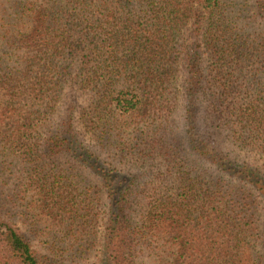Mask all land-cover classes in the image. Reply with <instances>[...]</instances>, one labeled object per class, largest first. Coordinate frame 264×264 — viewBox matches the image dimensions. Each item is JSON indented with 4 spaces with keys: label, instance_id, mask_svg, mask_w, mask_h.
<instances>
[{
    "label": "trees",
    "instance_id": "16d2710c",
    "mask_svg": "<svg viewBox=\"0 0 264 264\" xmlns=\"http://www.w3.org/2000/svg\"><path fill=\"white\" fill-rule=\"evenodd\" d=\"M103 218L98 264H264V0H0V264Z\"/></svg>",
    "mask_w": 264,
    "mask_h": 264
},
{
    "label": "rangeland",
    "instance_id": "374dc122",
    "mask_svg": "<svg viewBox=\"0 0 264 264\" xmlns=\"http://www.w3.org/2000/svg\"><path fill=\"white\" fill-rule=\"evenodd\" d=\"M191 30H193L191 27L188 29V33H190L191 32ZM183 75V74H182ZM179 82H178V85H179V87L181 88V86H182V83H183V77L182 76H180V79L178 80ZM85 140H86V145H88V146H90L91 145V142H90V140H89V138L88 137H85ZM91 177L96 181V183L98 184V187L100 188V190H101V195H102V197H103V199H104V202H105V207H104V210H105V212H106V210H107V203H108V201H107V198H106V194H105V191L104 190H102L103 188H102V182L100 181V179H98L96 176H94L93 174H91ZM104 221H105V218H103L102 219V221H101V227L99 228V230H98V232H97V234H98V240H97V248H96V252H95V254L94 255H90L89 256V262H94V263H96V264H98V255L99 256H101L102 255V245H103V223H104Z\"/></svg>",
    "mask_w": 264,
    "mask_h": 264
}]
</instances>
